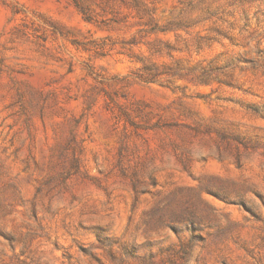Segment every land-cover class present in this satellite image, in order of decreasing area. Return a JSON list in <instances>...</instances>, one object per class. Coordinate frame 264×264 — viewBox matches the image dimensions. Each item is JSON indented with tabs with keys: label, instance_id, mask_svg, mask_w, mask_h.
I'll return each mask as SVG.
<instances>
[{
	"label": "rangeland",
	"instance_id": "374dc122",
	"mask_svg": "<svg viewBox=\"0 0 264 264\" xmlns=\"http://www.w3.org/2000/svg\"><path fill=\"white\" fill-rule=\"evenodd\" d=\"M0 264H264V0H0Z\"/></svg>",
	"mask_w": 264,
	"mask_h": 264
}]
</instances>
